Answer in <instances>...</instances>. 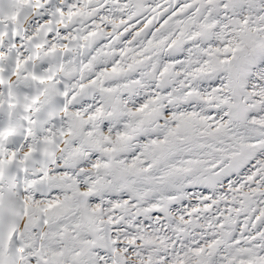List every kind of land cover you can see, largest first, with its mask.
<instances>
[{"label": "snow or ice", "instance_id": "1", "mask_svg": "<svg viewBox=\"0 0 264 264\" xmlns=\"http://www.w3.org/2000/svg\"><path fill=\"white\" fill-rule=\"evenodd\" d=\"M0 264H264V0H0Z\"/></svg>", "mask_w": 264, "mask_h": 264}]
</instances>
